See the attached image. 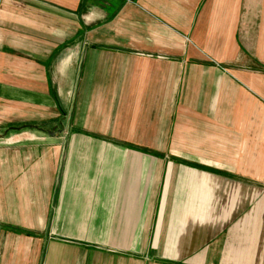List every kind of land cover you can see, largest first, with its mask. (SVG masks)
Wrapping results in <instances>:
<instances>
[{
	"label": "crops",
	"instance_id": "crops-1",
	"mask_svg": "<svg viewBox=\"0 0 264 264\" xmlns=\"http://www.w3.org/2000/svg\"><path fill=\"white\" fill-rule=\"evenodd\" d=\"M0 264H264V0H0Z\"/></svg>",
	"mask_w": 264,
	"mask_h": 264
},
{
	"label": "rangeland",
	"instance_id": "rangeland-1",
	"mask_svg": "<svg viewBox=\"0 0 264 264\" xmlns=\"http://www.w3.org/2000/svg\"><path fill=\"white\" fill-rule=\"evenodd\" d=\"M41 127L44 130H53V131L61 130L62 129V125H61L60 122H56V123H45V122H43V124L41 125Z\"/></svg>",
	"mask_w": 264,
	"mask_h": 264
},
{
	"label": "trees",
	"instance_id": "trees-1",
	"mask_svg": "<svg viewBox=\"0 0 264 264\" xmlns=\"http://www.w3.org/2000/svg\"><path fill=\"white\" fill-rule=\"evenodd\" d=\"M80 7H81V4H80ZM11 229H12V230H18V229L14 228V227H11Z\"/></svg>",
	"mask_w": 264,
	"mask_h": 264
}]
</instances>
